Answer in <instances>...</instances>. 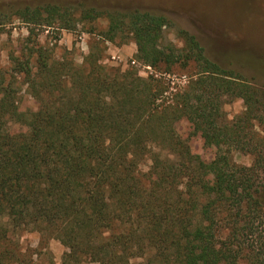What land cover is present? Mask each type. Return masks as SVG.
I'll list each match as a JSON object with an SVG mask.
<instances>
[{"label":"trees","instance_id":"trees-1","mask_svg":"<svg viewBox=\"0 0 264 264\" xmlns=\"http://www.w3.org/2000/svg\"><path fill=\"white\" fill-rule=\"evenodd\" d=\"M13 15L32 25L11 70L35 108L21 109L0 70V264H34L20 242L31 231L66 247L61 264H264V89L188 30H177L180 49L161 46L162 14L83 8L80 18L105 16L101 37H130L160 74L194 68L184 84L105 63L99 41L78 66L52 58L31 38L37 26L74 28L68 6L0 10V34ZM235 98L244 108L228 118ZM180 117L186 135L173 129ZM197 135L214 151L210 168L189 144Z\"/></svg>","mask_w":264,"mask_h":264},{"label":"rangeland","instance_id":"rangeland-1","mask_svg":"<svg viewBox=\"0 0 264 264\" xmlns=\"http://www.w3.org/2000/svg\"><path fill=\"white\" fill-rule=\"evenodd\" d=\"M46 4L68 6L75 15V27L57 29L37 26L31 41L44 46L52 58H64L71 66L80 65L90 46L99 41L104 49L105 63L118 66L122 71L133 68L142 77L155 74L157 77L162 75L172 83H186L194 68L175 65L169 74H160L136 58V44L130 37H117L112 41L101 37L102 30L108 25L105 16L94 21L80 18L83 8L109 12L151 11L166 16L171 22L169 27L163 29L161 46L180 49L183 40L177 30H188L196 35L210 59L223 65V68L238 73L252 85L264 89V0H0V10L14 14L24 6L34 8ZM29 26L32 25H27L23 19L13 15L11 23L0 34V70L14 83L21 109H33L35 104L26 91L23 76L13 75L11 56L22 54L25 44L23 39L27 36ZM243 108L240 98L224 104L228 118ZM172 126L183 135L190 131L189 123L183 117L173 121ZM19 128L14 126V130ZM189 144L192 151L202 158L205 166L210 168V162L214 158L213 149L204 145L199 135L192 136ZM233 159L242 165L251 163V157L240 152L233 153ZM20 242L35 252L34 264H61L67 251L57 239L41 241L39 233L35 231L23 232ZM141 263L139 258L132 260V264ZM80 264L98 263L88 259Z\"/></svg>","mask_w":264,"mask_h":264}]
</instances>
